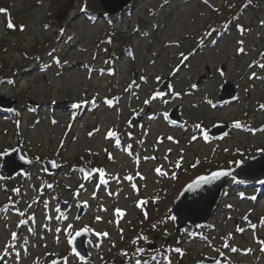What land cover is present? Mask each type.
<instances>
[{
	"label": "rangeland",
	"instance_id": "obj_1",
	"mask_svg": "<svg viewBox=\"0 0 264 264\" xmlns=\"http://www.w3.org/2000/svg\"><path fill=\"white\" fill-rule=\"evenodd\" d=\"M96 3L98 0H0V8L10 14L0 13V107L15 101L12 110L0 112V153L19 147L23 157L34 161L12 179L0 171V177L5 178L0 179V251L11 232L16 231L18 242L14 251L21 252L20 264H34L37 259L39 264H46L64 256H68L69 264H86L71 255L63 232L59 245L56 243L55 228L71 223L74 231L89 226L95 232L110 234L109 238L100 240L89 233L90 239L100 246L94 250L95 243L87 245L90 261L87 264H132L119 251L125 248L123 251L132 256L136 247L132 241L140 234L151 241L150 244L141 241L142 248L149 245H155L158 251L176 245L182 248L186 254L182 258L177 253L171 255L172 264H202L215 259L220 264H264V252L257 243L264 240V226L259 223L264 217L262 184L252 187L250 183L228 181L218 206L204 226H209L208 231L202 230L203 235L178 233L173 220H167L179 191L194 177L216 169L234 168L239 162L246 164L264 153V131H260L264 128V110L259 108L264 104V79L248 78L253 72L264 77V69L248 67L253 62L264 63L260 55L264 53V0H209L218 12L204 0H134L127 14L119 16L113 24L110 15L90 10ZM84 5L86 11H81ZM9 18L17 26L15 29L6 27ZM20 26L23 31L19 30ZM238 26L245 29L243 35ZM210 30H214L213 34L206 36ZM238 40L244 41V53L236 52ZM181 53L189 59L182 62ZM53 58L61 63L55 64ZM176 68L180 70L172 75ZM220 71L225 73L223 77ZM156 76L161 77L159 82ZM142 77L147 78V83ZM165 83L164 92L171 86L181 93L180 98L172 100L166 96L167 105L156 101L144 106L142 101ZM224 84L233 87L235 98L217 105ZM130 85V91L125 92ZM191 85H196V89ZM189 92L191 95L185 94ZM93 98L95 105L87 103L79 110L72 108L74 103ZM105 98L113 99L114 106H106ZM114 98H119L118 103ZM133 108H143V113L133 119L136 126L128 128L126 121L133 116ZM172 110L181 125L166 122L161 115ZM145 113L154 114L156 119L149 120ZM235 121L241 122L242 127L234 128ZM196 123H202L206 131L216 124L229 127L223 137L191 141L193 134L201 135L193 128ZM97 128L99 132L94 131ZM108 129L121 134V149L114 147L113 140L104 139ZM129 131L134 140L128 139ZM89 132L94 135L89 137ZM168 136L179 143L168 141ZM157 137H163L164 143L157 144ZM140 140L144 143H138ZM127 144L133 146L131 157L122 150ZM105 148L114 160L108 159ZM89 149L99 154L89 155ZM181 152L182 166L175 168ZM37 156L42 161L55 160L61 169L55 175H47L43 165L35 163ZM136 156L141 158L138 169ZM145 156L158 159L145 161ZM197 160L199 165L193 168ZM161 165L169 176L175 173L177 178L157 177L154 169ZM83 166L105 169L110 181L107 191L119 195L109 197L104 185L97 191L99 173L93 172L92 178L86 179L87 174L79 169ZM137 170L147 177L143 181L137 177L134 182L140 188L139 198L149 200L148 220L135 207L138 197L128 182L117 184L112 180L117 174L121 178L135 177ZM49 184L51 188L47 187ZM80 184L85 188L74 199L73 193ZM13 188H20L21 195L17 196ZM94 191H97L96 200L92 199ZM157 196L158 201L152 203L151 198ZM46 201L47 213L53 217L49 225L51 232H45L42 227L48 223ZM78 201L90 205L82 207L84 214L80 219H76L81 208ZM101 203L107 212L98 211ZM28 204L32 207L28 208ZM61 204L68 206L64 213L56 211ZM229 204L233 206L231 209L227 207ZM115 208L126 210L120 221L123 239L116 225L108 223L115 219ZM16 209L24 211L26 216L20 217ZM249 212L251 223L243 219ZM28 216L35 218V235L27 231L33 226L31 221L16 227ZM58 216L68 219L58 220ZM96 216H102L103 220L97 222ZM159 220L167 222L152 230L151 225ZM252 224L257 225L255 232ZM237 227L245 231L237 232ZM228 233L233 236L228 243L239 249L236 253L223 247ZM25 239L28 240L26 255L22 247ZM249 248L252 252L245 255ZM48 253L56 255L48 256ZM7 264H14V255Z\"/></svg>",
	"mask_w": 264,
	"mask_h": 264
},
{
	"label": "snow or ice",
	"instance_id": "obj_2",
	"mask_svg": "<svg viewBox=\"0 0 264 264\" xmlns=\"http://www.w3.org/2000/svg\"><path fill=\"white\" fill-rule=\"evenodd\" d=\"M204 3L206 5H209V7H212L213 11H217V12L219 11V9H216L212 5L209 4V0H204ZM86 7L87 6L84 5L81 8V11H86ZM0 13H4L5 15H10V14L7 13V10L2 9V8H0ZM262 23H264V22H262ZM6 27L8 29H15L17 26L9 18L7 20V22H6ZM19 30L23 31L24 30L23 26H20ZM238 30L241 33V35H243V33L245 32V29L243 28V26H238ZM213 32H214V30H210L209 32L205 33V35L206 36H211L213 34ZM108 43H111V40H109ZM201 43H203V38L201 39ZM237 44H238V47L236 48V52L238 54L244 53L245 52L244 41L243 40H238ZM105 51H107V49H105ZM260 55H261V57H264V53H261ZM181 58H182V62L183 61H187L189 59V57L185 56L183 53H181ZM53 60H54V63L57 64V65H59L61 63V61L58 58H53ZM85 67L88 68L89 66L85 65ZM248 67L249 68L259 67L261 69H264V63L253 62L252 64H249ZM179 70H180L179 68H176V69L173 70V72L171 74L175 75ZM89 71H91L90 68H89ZM219 75L221 77H223L225 75V73L223 71H220ZM248 78L250 80H252V79H264V77L257 76V74L255 72H253ZM141 79L145 83H147V78L146 77H142ZM155 79H156L157 82H159L161 80V77L156 76ZM133 83H135V82H133ZM136 86L139 87V85H136ZM221 86H223V85H221ZM196 87H197L196 85H191L192 89H196ZM130 89H131V85L129 87H126L124 89V91L125 92H129ZM185 94L186 95H191V92L185 93ZM166 96H170L172 100H175V99L180 98L181 93L176 92L175 89L172 88L171 86H169L167 93L157 89V90H154L150 95H148L142 101V104L147 107V106L152 105L153 102L159 101L160 103H162L164 105H167V104H169V99L165 98ZM136 98L139 99V96H136ZM114 99L118 103L119 98H114ZM206 102L209 105H211L213 108L215 107V105L212 103L211 100H207ZM87 103H91V104L95 105L96 104V100H95V98H93L92 101H82V102L74 103L72 105V108L75 109V110H79L80 108L83 107L84 104H87ZM104 104L106 106H108V107H113L114 106L113 99L105 98ZM259 108L261 110H264V104H261L259 106ZM132 113H133V116L126 121L128 128H133V127L136 126V125L133 124L132 121L136 117L140 116L141 113H143V108H141L140 110H137V109L133 108L132 109ZM145 115H147V118L149 120L156 119V116L154 114L149 115V114L145 113ZM161 115L163 116V118H164V120L166 122L169 121V113L167 111L162 112ZM53 123H56V121H53ZM170 123L175 125L176 121L172 120V121H170ZM17 127H19V122H17ZM141 127H142V125H141ZM233 127L239 129V128L242 127V124L239 121H235L233 123ZM193 128L196 131H198L201 135L198 137L197 135L193 134L191 136V141H196L197 139H200V138L204 139L205 141L208 140V133L204 129L202 123L194 124ZM249 130L251 131V129H249ZM94 131L95 132H99V128L95 129ZM185 131H187V129H185ZM260 131H264V128L260 129ZM88 135H89V137H91V136L94 135V132H89ZM144 135L147 136L148 133L144 132ZM225 135H227V133ZM127 137H128L129 140H134L135 139L133 133L130 132V131L127 132ZM104 139L105 140H113L114 141V147L117 148V149H121V134L118 133L117 131H115L113 129H108L106 134H105V136H104ZM167 140L171 141L172 143H176V144L179 143V141L176 140L172 136H168ZM138 143L143 144L144 141L140 140V141H138ZM156 143L157 144L164 143V138L163 137H157L156 138ZM132 147H133L132 144H127L122 150L124 152H126L128 156L131 157V156L134 155L133 152H132ZM13 151H18V149H13ZM104 151L107 153L108 159L110 161L114 160V157H113L111 152H108V150L106 148L104 149ZM171 151H172V149L169 148L168 149V153H171ZM225 151H227V149H225ZM88 153H89V155H98L99 154V153H93L91 151V149L88 150ZM0 155L8 156L9 153L7 151H4L3 153H0ZM57 155H59V153H57ZM164 158L167 160L168 156L166 155ZM21 159L24 160V162L27 163V164H33L34 163L33 160L26 159L25 157H21ZM140 159L141 158L139 156L135 157V164L137 165V169H138V166L140 164ZM156 159H158L156 156H145V157H143V160H145V161H147V160H156ZM35 163L43 164L44 162L40 159L39 156H37L35 158ZM48 163L53 168L59 167L57 162L54 161V160H50ZM182 163H183V153L181 152L180 157L175 162V168H180L182 166ZM198 165H199V161L197 160V162L195 164H193L192 167L196 168ZM43 171L47 172L48 169L44 168ZM93 172H98L99 173V184L97 185V191L99 190V186L100 185H104L105 186V190H106V194L109 197L118 196L119 195V192L113 193L111 191H107V186L109 185L110 181H109V179L106 178L108 173H106L105 169H103V168L93 169L92 172L88 173L85 178L90 180L92 178V173ZM154 173L159 178H169V179H176L177 178L175 173H172L171 176H169V172L164 170L162 165L155 167ZM227 176H231V173L229 171H223V170L212 171L211 173H209L207 175L198 176L194 181H192L191 183H189L187 185V191L188 192H194L197 189H199L202 185L211 184L212 182L220 179L221 177H227ZM137 177L139 178V180H142V181L147 179L146 176H144L139 170H137L136 173H135V177L132 176V175H125L123 178H121L117 174L115 176H112V180L115 181L117 184H120L123 181H127L128 182V184L130 185V187L132 189L133 194L136 197H138V199L135 202V207L138 208L141 211V213L143 214L144 220H148L149 219V215H148V211H147V205L149 204V200L148 199H144V198H139V196H140V188L137 185V183L134 182L135 178H137ZM0 179H5V178L4 177H0ZM234 182L244 183L245 181H234ZM258 182L260 184L264 185V180H259ZM146 186L147 185H145V187ZM47 187L51 188L52 185L49 184V185H47ZM84 188H85L84 184H80L79 185V189L76 192L73 193L74 199H78V197L81 194L80 190L84 189ZM12 191L17 196L21 195V189L20 188H13ZM97 191H94L92 193V199L93 200L97 199ZM127 198L128 197L125 196V199H127ZM240 198L244 199L243 196H241ZM9 199H11V198H9ZM158 199H159L158 196L157 197H153V198H151V202L152 203H156L158 201ZM251 199L255 200L256 198L255 197H251ZM44 204H45V209H46V211H45V219L48 221V223H45L42 227H43V230L45 232H51L52 228L49 225H50L53 217L48 215V213H47L48 202L46 201V202H44ZM77 206L78 207H83V208L90 207V205L88 204L87 201H78ZM31 207H32V204H28V208H31ZM227 207L229 209H231L233 206L231 204H229V205H227ZM16 211H17V214L20 217H25L26 216V213L24 211H20L19 209H16ZM56 211L59 212V209H57ZM98 211L107 212V208H105L104 205L101 203L99 205ZM113 216L115 217V219L114 220H109L108 223H110V224L114 223L116 225V227H117V229H118V231L120 233V238L123 239V228L120 227V221H121V219H123L126 216V210L115 208L113 210ZM249 216H250V212H249L248 215H245L243 217V219L245 221L251 223V221L249 220ZM57 219L58 220H62V221H66L68 219V217L67 216H63V217L58 216ZM76 219H79V217H77ZM95 219H96L97 222H100V221L103 220V217L102 216H96ZM175 219H176L175 216L167 217V220H175ZM229 219H231V217H229ZM167 220H159L156 223H153L151 225L152 230H156V228H157V226L159 224H164V223L167 222ZM30 221H31L33 226L28 227L27 231L29 233L35 235L36 231H35V218H34V216H28L26 219H21L17 223L16 227L20 228L21 226L28 225ZM141 223H143V221ZM259 223H260V225L264 226V217L260 218ZM251 227H252V230L255 232V230L257 228V225L256 224H252ZM236 231L242 233V232L245 231V229L243 227H237ZM55 232H56L55 240H56L57 245H59V243H60V233L63 232L65 238L67 239V243L70 246L74 244V236L75 237H80V236H83L85 233H92L98 239L102 240V239L109 238V235H110L109 232H107V231H105V232H95L94 229L89 227V226H85L82 229L74 231V225L71 224V223L67 224L66 227H64V228H61V227L57 226L55 228ZM167 234L168 233L165 232V235H167ZM40 239L43 240L44 236H41ZM232 239H233L232 233H228L226 235V237L224 238L223 247L224 248H228L233 253H236V252L239 251V249H237L236 247H232L228 243ZM141 241H143L146 244H150L151 243V241H149L147 236H145L143 234H140L137 237H135L133 239V241H132V244L136 245L135 251L132 254V256H130L127 251H123V250L120 252V255L123 256V257L128 258L129 260H131L133 257H135L136 258L135 259V264H149L148 261H142L140 259V257H142L144 255V253L147 251V249L142 248V247L139 246V243ZM17 242H18V233L16 231H13L10 234V239L4 244L3 251H0V264H7L8 258L9 257H13V255H14V264H20L21 252L20 251H14L16 249V247H17ZM90 243H95L96 247L100 246L95 241H91ZM257 243L261 246L260 247V251L264 252V240H257ZM27 245H28V240L25 239L24 242H23V246H22L23 247V252H24L25 255L28 252ZM44 247H47V245L45 244ZM112 247H115L114 243L112 244ZM172 252L177 253L179 255V257H181V258L186 254L184 252V250L182 248H180V247H176V248H173V249L165 248L164 252L161 253V256L163 257L162 261L158 260L156 256H152V257H150V259H151V261L155 262V264H172V257L170 255V253H172ZM217 252H219L218 249H217ZM251 252H252V249L249 248V249H246L244 251V254L248 255ZM70 253H71L72 256L77 257L80 261H82V262L84 261V257L81 256L80 253L76 251L75 247H71L70 248ZM47 255L48 256H55L56 254L55 253H48ZM221 255H223V254L221 253ZM212 259H215V258H212ZM34 264H39L38 259L36 261H34ZM50 264H69V258H68V256H64V257L59 258V259L53 258V259H51ZM216 264H220V262L217 261Z\"/></svg>",
	"mask_w": 264,
	"mask_h": 264
},
{
	"label": "water",
	"instance_id": "obj_3",
	"mask_svg": "<svg viewBox=\"0 0 264 264\" xmlns=\"http://www.w3.org/2000/svg\"><path fill=\"white\" fill-rule=\"evenodd\" d=\"M132 0H98L102 13L106 15H118L127 8ZM165 85L160 86L158 89L160 91L165 90ZM235 98V91L233 87L229 84H224L221 87V92L217 98L216 104H224L233 101ZM15 105L14 100L8 101L6 106L0 107V112H6L12 110ZM175 120L177 125H181L182 122L177 116L175 110L169 114V122ZM229 125L226 124H216L211 127L207 133L208 138L217 139L225 136L227 133ZM18 151L9 150L8 156L1 155V164L0 170L7 176V178L12 179L17 174L23 172L29 167L30 164L24 162L21 159L23 157L20 153L19 147H15ZM27 159V158H26ZM49 161H44L43 166L47 168V175L56 174L59 168H53ZM258 169L255 170V169ZM86 174L92 172L86 167L81 168ZM223 171H229L231 176L221 177L220 179L212 182L211 184L202 185L199 189L194 192L187 191V185L194 181L198 176L207 175L201 174L194 177L191 181L186 183L182 189L179 191L170 211L169 216H175L176 219L173 220L174 228L176 232H182L186 227H201L207 225L212 211L218 206L219 200L223 195V190L226 186V183L230 180L233 181H245L244 183H250L252 187L261 185L258 181L264 180V153L260 156L253 157L249 160L248 163L243 164L241 162L237 163L234 168L230 169H220ZM217 171V170H214ZM211 173V172H210ZM209 174V173H208ZM237 183V182H235ZM249 186V185H248ZM68 210L67 204H61L59 211L64 213ZM84 214V210L81 207L77 213L79 219ZM92 240L89 237V233H85L83 236L75 237L74 244L70 247H75L76 251L84 257V261L89 259V253L87 249V243H90ZM94 249L97 247L93 246ZM155 245H149L148 250H154ZM218 259L209 262H203L202 264H216ZM50 264V263H49Z\"/></svg>",
	"mask_w": 264,
	"mask_h": 264
},
{
	"label": "trees",
	"instance_id": "obj_4",
	"mask_svg": "<svg viewBox=\"0 0 264 264\" xmlns=\"http://www.w3.org/2000/svg\"><path fill=\"white\" fill-rule=\"evenodd\" d=\"M90 10H92L94 13H96V14H99V13H101V8H100V6H99V4H93V7L90 9ZM127 12H128V10H124L122 13H121V16L122 15H126L127 14ZM109 17V19H110V21H111V24H113L115 21H116V19H117V17H119V15H115V16H108ZM224 23H222V25H223ZM6 77V76H5ZM208 228H209V226H207V227H187L185 230H184V234H188V235H190V236H200V235H203V234H205L204 232L205 231H202V230H206V231H208ZM144 243V242H143ZM129 245V244H128ZM177 247V245L175 246V248ZM165 248H167V247H164V248H162V249H160L159 251H158V249H156V250H154V251H146L145 253H144V255L142 256V257H140V259L142 260V261H148L149 262V264L151 263V262H153V261H151V259H150V257H152V256H156L157 257V259L158 260H163V257L161 256V253H163L164 252V249ZM128 249V248H127ZM145 249H146V247H145ZM167 249H170V248H167ZM173 249V248H172ZM122 250H125V248H123V249H120V251L119 252H121ZM175 252H172V253H170V255H173ZM120 254V253H119ZM135 257H133L130 261H132L131 263L132 264H135ZM106 264H109L108 262L106 263Z\"/></svg>",
	"mask_w": 264,
	"mask_h": 264
},
{
	"label": "flooded vegetation",
	"instance_id": "obj_5",
	"mask_svg": "<svg viewBox=\"0 0 264 264\" xmlns=\"http://www.w3.org/2000/svg\"><path fill=\"white\" fill-rule=\"evenodd\" d=\"M157 239V238H156ZM88 262H90V261H88ZM88 262H86V263H88Z\"/></svg>",
	"mask_w": 264,
	"mask_h": 264
},
{
	"label": "bare ground",
	"instance_id": "obj_6",
	"mask_svg": "<svg viewBox=\"0 0 264 264\" xmlns=\"http://www.w3.org/2000/svg\"><path fill=\"white\" fill-rule=\"evenodd\" d=\"M245 55H247V53Z\"/></svg>",
	"mask_w": 264,
	"mask_h": 264
}]
</instances>
